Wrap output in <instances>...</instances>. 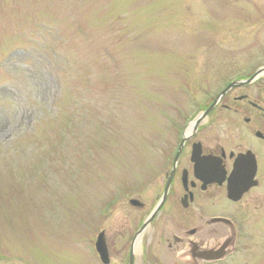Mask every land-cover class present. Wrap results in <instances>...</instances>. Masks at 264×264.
Returning <instances> with one entry per match:
<instances>
[{"label":"rangeland","instance_id":"1","mask_svg":"<svg viewBox=\"0 0 264 264\" xmlns=\"http://www.w3.org/2000/svg\"><path fill=\"white\" fill-rule=\"evenodd\" d=\"M261 34L264 0H0V264H102L100 232L142 217L161 110L215 98L222 51ZM261 196L229 264H264Z\"/></svg>","mask_w":264,"mask_h":264},{"label":"flooded vegetation","instance_id":"2","mask_svg":"<svg viewBox=\"0 0 264 264\" xmlns=\"http://www.w3.org/2000/svg\"><path fill=\"white\" fill-rule=\"evenodd\" d=\"M221 57L222 90L215 98L198 107L191 101L189 113L176 104L173 115L161 110L169 125L153 142L156 150L146 149L148 193L140 196L135 185L127 202L142 217L131 218L136 228L128 225L108 243L105 236L107 264L116 256V264H138L139 245L146 251L139 264H229L242 241H256L264 181V34L227 45Z\"/></svg>","mask_w":264,"mask_h":264},{"label":"water","instance_id":"3","mask_svg":"<svg viewBox=\"0 0 264 264\" xmlns=\"http://www.w3.org/2000/svg\"><path fill=\"white\" fill-rule=\"evenodd\" d=\"M222 96H220L219 98H221ZM216 104V103H215ZM215 104H213L201 117H205L215 106ZM235 195L233 194V192H230V198H233V200H237L239 199L238 197H234ZM164 202V199H162L160 201V203L158 204L157 208L155 209L154 214L151 216V218L149 219V221H147V223L142 227V229L140 230V232H142L149 224V222L151 221V219L153 218L154 215H156V213L159 211V209L161 208L162 204ZM96 250L101 258V261L104 264H107L109 262V257H108V252H107V248H106V244H105V237H104V233H101L96 241L95 244Z\"/></svg>","mask_w":264,"mask_h":264}]
</instances>
